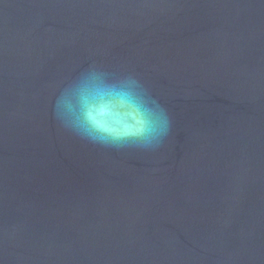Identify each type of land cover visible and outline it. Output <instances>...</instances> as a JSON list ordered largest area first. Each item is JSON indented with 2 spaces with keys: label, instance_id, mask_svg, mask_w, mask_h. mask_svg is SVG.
I'll return each instance as SVG.
<instances>
[{
  "label": "water",
  "instance_id": "obj_1",
  "mask_svg": "<svg viewBox=\"0 0 264 264\" xmlns=\"http://www.w3.org/2000/svg\"><path fill=\"white\" fill-rule=\"evenodd\" d=\"M0 264H264V0H0Z\"/></svg>",
  "mask_w": 264,
  "mask_h": 264
},
{
  "label": "clouds",
  "instance_id": "obj_2",
  "mask_svg": "<svg viewBox=\"0 0 264 264\" xmlns=\"http://www.w3.org/2000/svg\"><path fill=\"white\" fill-rule=\"evenodd\" d=\"M103 115L102 112H98L95 115L92 112L85 113V119L88 120L94 127H99L102 131L114 132V129L103 127L99 124V117ZM164 130V125H161V132Z\"/></svg>",
  "mask_w": 264,
  "mask_h": 264
}]
</instances>
